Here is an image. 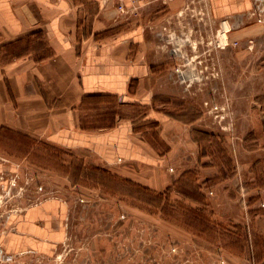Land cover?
I'll return each mask as SVG.
<instances>
[{
	"label": "rangeland",
	"instance_id": "obj_1",
	"mask_svg": "<svg viewBox=\"0 0 264 264\" xmlns=\"http://www.w3.org/2000/svg\"><path fill=\"white\" fill-rule=\"evenodd\" d=\"M254 2L238 29L244 35L222 45L207 0L184 6L179 25L188 35L172 37L166 48L172 55L162 65L182 94L156 97L168 120L160 135L152 122L140 127L164 151L175 119L191 124L194 157L208 158L189 167L181 160L172 186L153 189L132 168L110 166L91 150L0 129V234L10 216L44 204L59 211V240L47 252L7 253L0 264H264V190L254 186L261 178L255 181L264 189V155H252L264 138V0ZM118 106L114 99L89 100L83 125H113L116 112L139 121L150 110ZM259 158L251 176L248 164ZM172 162L145 172L170 174ZM205 166L219 175L204 181Z\"/></svg>",
	"mask_w": 264,
	"mask_h": 264
},
{
	"label": "crops",
	"instance_id": "obj_2",
	"mask_svg": "<svg viewBox=\"0 0 264 264\" xmlns=\"http://www.w3.org/2000/svg\"><path fill=\"white\" fill-rule=\"evenodd\" d=\"M188 1L142 4L133 14L121 13L118 0H0V129L91 150L110 166L132 168L153 189L172 186L180 177L181 160H188L189 167L197 158H208L204 153L194 157L199 150L192 149L197 142L189 132L191 124L175 117L169 131L172 136L167 138L171 145L164 151L140 127L152 122L160 135L168 120L158 109L156 97L182 94L181 86L168 81L174 76L163 71L162 65L172 55L166 50L172 37L180 42L188 35L189 30L179 25ZM124 4L131 6L128 1ZM207 4L218 44L225 22L228 42L244 35L238 29L255 8L254 0H207ZM95 98L114 99L119 108L150 110L139 121L116 112L113 125L85 127L82 110ZM258 142L261 146L252 155H264V138ZM262 158L248 164L251 176ZM167 159L175 164L176 169L170 165L174 172L146 174L149 166L163 169ZM201 175L207 181L219 173L205 166ZM255 180V190H264ZM58 213H50V205L44 204L25 215L10 216L8 231L0 234V261L7 253L47 252L50 243L59 240Z\"/></svg>",
	"mask_w": 264,
	"mask_h": 264
},
{
	"label": "built area",
	"instance_id": "obj_3",
	"mask_svg": "<svg viewBox=\"0 0 264 264\" xmlns=\"http://www.w3.org/2000/svg\"><path fill=\"white\" fill-rule=\"evenodd\" d=\"M120 4L118 5V10L121 13H133L137 14L140 6L142 4H151V3H156V2H162V3H167L168 0H118ZM125 1H128L131 6L130 8H127L124 4Z\"/></svg>",
	"mask_w": 264,
	"mask_h": 264
},
{
	"label": "bare ground",
	"instance_id": "obj_4",
	"mask_svg": "<svg viewBox=\"0 0 264 264\" xmlns=\"http://www.w3.org/2000/svg\"><path fill=\"white\" fill-rule=\"evenodd\" d=\"M229 29V25L225 22L223 24V29L220 31L219 34V38H220V42L222 44H225L227 42V31Z\"/></svg>",
	"mask_w": 264,
	"mask_h": 264
}]
</instances>
